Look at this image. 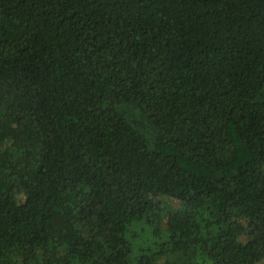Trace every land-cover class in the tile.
I'll return each instance as SVG.
<instances>
[{
  "label": "trees",
  "instance_id": "trees-1",
  "mask_svg": "<svg viewBox=\"0 0 264 264\" xmlns=\"http://www.w3.org/2000/svg\"><path fill=\"white\" fill-rule=\"evenodd\" d=\"M263 259L264 0H0V264Z\"/></svg>",
  "mask_w": 264,
  "mask_h": 264
},
{
  "label": "rangeland",
  "instance_id": "rangeland-1",
  "mask_svg": "<svg viewBox=\"0 0 264 264\" xmlns=\"http://www.w3.org/2000/svg\"><path fill=\"white\" fill-rule=\"evenodd\" d=\"M148 201H149L150 204L161 205V206H164V205H163L164 203H170V202L167 200V198H165V197H159V196H154V195H150V196H148ZM170 204L172 205L173 210L168 209V206H167V205L164 206V207H166V209H167V210L165 211L164 218H165V221H166L167 223H169L168 226H169L170 228H172V227H173V221L170 219L171 217H170V215H169V211L172 213L173 211H176L177 209H181V208H183V206L180 207L179 203H177V202H172V203H170ZM236 221H238V223L241 222L240 219H236ZM241 225L244 226L245 223L242 222ZM145 238H146V237H145ZM238 239H239V241L245 243L246 240H247V232H246L245 230H243V231L239 234ZM144 244L146 245V243H144ZM134 245H135V247H136V246L139 245V243L136 242ZM258 264H264V259H263L260 263H258Z\"/></svg>",
  "mask_w": 264,
  "mask_h": 264
}]
</instances>
